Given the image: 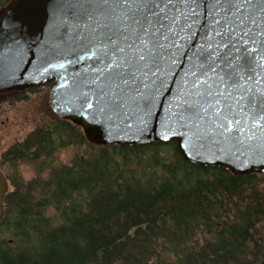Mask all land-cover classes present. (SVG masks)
<instances>
[{"label":"water","instance_id":"1","mask_svg":"<svg viewBox=\"0 0 264 264\" xmlns=\"http://www.w3.org/2000/svg\"><path fill=\"white\" fill-rule=\"evenodd\" d=\"M45 84L91 145L175 141L190 164L264 175V0H14L0 97ZM8 191L0 170V221Z\"/></svg>","mask_w":264,"mask_h":264},{"label":"trees","instance_id":"2","mask_svg":"<svg viewBox=\"0 0 264 264\" xmlns=\"http://www.w3.org/2000/svg\"><path fill=\"white\" fill-rule=\"evenodd\" d=\"M69 146L84 152L43 178V161ZM24 160L41 164L28 182L7 178L0 264H264L257 174L190 164L175 141L91 145L61 119L13 144L0 167Z\"/></svg>","mask_w":264,"mask_h":264},{"label":"rangeland","instance_id":"3","mask_svg":"<svg viewBox=\"0 0 264 264\" xmlns=\"http://www.w3.org/2000/svg\"><path fill=\"white\" fill-rule=\"evenodd\" d=\"M49 85L40 86L37 90L28 91L22 99L18 101L7 100L5 104H0V157L5 154L13 144L31 132L35 127L41 126L53 118L48 100ZM3 104V105H2ZM84 148L65 147L53 153L51 158L43 161V172L41 176L48 175L46 165L59 167L69 165L75 155L82 154ZM42 161V160H41ZM41 162H31L28 160L17 161L11 164L5 161L0 170L6 177L19 176L23 182H28L37 176ZM37 165V166H36ZM9 185V180H7ZM258 182L264 191V175H258ZM258 232L264 242V224L258 227ZM12 245V243H9Z\"/></svg>","mask_w":264,"mask_h":264},{"label":"flooded vegetation","instance_id":"4","mask_svg":"<svg viewBox=\"0 0 264 264\" xmlns=\"http://www.w3.org/2000/svg\"><path fill=\"white\" fill-rule=\"evenodd\" d=\"M43 87V86H42ZM39 87H34V88H30V89H27L25 91H19V92H14V93H9V94H5L3 97H0V104L3 102L5 104V102L7 100H10L12 97L13 98H17L19 97L20 95H22V97L24 96V94H27L28 91H35L37 90ZM21 97V96H20ZM19 97V100L22 99ZM48 98V97H47ZM3 105V104H2ZM50 105V104H49ZM51 112L53 113V118L54 119H58L57 116L55 115V113L52 111L51 107H49Z\"/></svg>","mask_w":264,"mask_h":264}]
</instances>
